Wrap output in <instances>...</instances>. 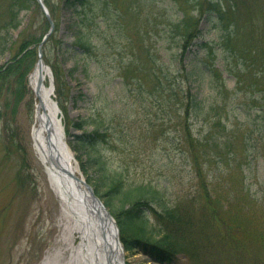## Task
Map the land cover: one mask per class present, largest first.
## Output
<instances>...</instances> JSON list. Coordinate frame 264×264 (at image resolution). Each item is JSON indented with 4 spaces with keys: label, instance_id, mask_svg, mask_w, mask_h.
Returning <instances> with one entry per match:
<instances>
[{
    "label": "rangeland",
    "instance_id": "obj_1",
    "mask_svg": "<svg viewBox=\"0 0 264 264\" xmlns=\"http://www.w3.org/2000/svg\"><path fill=\"white\" fill-rule=\"evenodd\" d=\"M46 1L48 5H57L60 0ZM243 1L254 11L255 4L259 7L255 15L251 11L248 20L255 24L252 17L258 20L262 16L261 22L264 23V0ZM148 2V5L159 9L173 5V0ZM34 5L21 14L20 27L10 32L12 41H15L14 48L27 33L40 37L45 31L46 14L39 3V7ZM118 5H126V0H118ZM2 8L0 5V10ZM169 12L168 15L176 17V14L173 15L175 11ZM182 17L181 12L177 21ZM60 18L58 33L46 45L50 66H56L62 74L61 96L56 93L55 100H59L62 106H59L60 116L66 140L84 178L104 195L107 175H124L126 186L122 194L108 204L110 210L117 212L123 206L129 208L131 203L122 200L123 194L133 187L144 185L149 190L158 191L161 198L144 207L149 217V230L164 233L167 222L158 218L156 213L164 211V208L173 209L187 218V221L182 219L184 241H175L180 242L183 249L172 264H255V251L263 253L264 260V214L259 212L255 215V191L260 189L255 182V162L246 169L248 177L242 183L237 174L231 175L226 165L221 164V169L215 166V162L211 165L210 160H205L208 156L205 148L198 147V156L201 162H205L204 186L210 189V194H205L203 179L198 175L192 153L181 142L178 146L173 144V139L178 141L181 138L177 128L171 124L163 131L161 120H158L162 116L160 114L156 116L155 130H152L149 122L153 124L154 119L143 112L136 95L123 87L118 76L121 66L119 53L125 51L122 57L130 54V50H126V40L115 38L110 47L99 41L96 60L85 59L81 52L65 50V46L72 45L73 41L67 30L71 21L69 12L62 9ZM4 19L5 16L2 21ZM201 27L203 37L198 41H217L218 33L209 31L208 21H202ZM248 30L246 25L241 37L246 36ZM102 35L104 39L106 35L111 39L114 34ZM155 38L161 39V36ZM62 44L64 49L61 51ZM162 45L169 47L163 40L157 43L159 47ZM14 48L0 54V68L11 63ZM165 49L159 50V55L168 53ZM215 49L216 53L208 56L206 61L223 70L228 87L234 89L236 77L227 69L235 68L236 61L226 58L218 45ZM206 56L205 49L192 47L191 59ZM209 80L208 72L203 73L193 84V91L205 94ZM47 82L57 90L53 72ZM28 84L29 78L19 101L16 98L22 85L16 77L8 79V89L0 93V264H75L71 261L72 244H77L78 239L64 234L59 201L36 163L32 150L35 101ZM95 112L110 125L112 133L110 146L99 145L97 152L82 147L78 142V137L91 128H81V125ZM191 122L194 134L199 135L202 122ZM182 127L179 123L185 134ZM213 134L228 135L220 128ZM95 158L99 159L93 161ZM256 166L261 174L264 162L260 161ZM257 197H263L262 192ZM255 223H258L256 228ZM258 237L261 238L256 243ZM125 263L164 264L139 246L125 251Z\"/></svg>",
    "mask_w": 264,
    "mask_h": 264
},
{
    "label": "trees",
    "instance_id": "obj_2",
    "mask_svg": "<svg viewBox=\"0 0 264 264\" xmlns=\"http://www.w3.org/2000/svg\"><path fill=\"white\" fill-rule=\"evenodd\" d=\"M45 3L55 23L53 35L43 46L44 58L48 64L46 45L60 29L62 9L69 12L71 20L67 24V30L73 41L72 45L65 46L67 51L81 52L85 59L96 60L99 41L110 47L115 38L126 40V50H130V54L122 57L125 51L119 53L121 66L118 76L123 87L141 102L143 112L154 119L153 124L149 122L151 129L155 130L156 116L159 117L160 114L162 116L158 120H161L163 131L171 124L177 128L181 138L178 141L173 139V144L178 146L181 142L192 153L198 175L203 179L205 194H210V189L204 186L205 162H201L198 156V147L205 148L208 155L205 160H210L211 165L215 162L218 169H221V164L226 165L231 175L237 174L242 183L248 177L246 169L251 168L255 162V182L260 187L255 191V215L259 212L264 214V170L260 174L256 168L260 161L264 162L262 16L258 20L252 17L255 24L248 20L254 10L243 0H173L175 7L172 5L173 7L162 9L148 5V0H126V5H118V0H60L57 5H48L45 0ZM0 5L3 6L0 10V54H5L14 48L15 41H12L10 32L20 27L21 14L30 10L33 5H39L36 0H0ZM258 9L255 4V11ZM169 11H175L173 15L176 14V17L168 15ZM181 12L183 17L177 21V15ZM202 21L209 22V31L218 33L216 42L198 41L203 37ZM246 25L250 31L241 37V31ZM44 27L45 31L40 37L27 33L14 48L11 63L0 68V93L8 89V79L16 77V81L22 85L16 101L23 96L28 76L38 60V46L50 29L47 18L44 20ZM105 33L114 35L111 39L106 35L104 39L102 34ZM158 35L161 39L155 38ZM161 40L168 43L169 47L157 46ZM63 44L60 45L61 51L64 49ZM215 45H218L226 58H234L236 61L235 68L227 69L229 74L236 77L234 89L228 87L223 70L206 61L208 56L216 53ZM194 46L199 50L205 49L207 56L191 59L190 53ZM162 48H166L168 53L159 55ZM252 55L255 57H248ZM51 67L57 94L61 96L62 74L56 66ZM207 71L210 76L208 91L199 97L193 91V84ZM191 120L202 122V131L197 136L193 132ZM179 123H182L185 134L179 128ZM86 126L91 127L90 130H85L78 137L82 147L97 152L99 145L106 148L110 146V125L101 115L97 116L96 112L92 114L81 128ZM218 128L228 135L223 137L213 134ZM105 184L107 191L104 195L100 194L96 186L95 190L102 197H108L110 202L105 200L107 204L120 196L126 186L122 173L107 175ZM149 189L139 185L124 193L122 200L131 203V206H123L114 215L127 250L139 246L155 260L172 264L183 249V245L175 241H184L182 219L187 221V218L173 209L164 208L162 212L156 211L158 218L167 222L164 233L149 230V217L144 207L161 199L158 191ZM259 192H262L263 197H257ZM175 220L179 222L174 224ZM257 226L258 223H255V228ZM260 238L255 239V242L259 243ZM262 258L263 253L255 251V264H264Z\"/></svg>",
    "mask_w": 264,
    "mask_h": 264
},
{
    "label": "bare ground",
    "instance_id": "obj_3",
    "mask_svg": "<svg viewBox=\"0 0 264 264\" xmlns=\"http://www.w3.org/2000/svg\"><path fill=\"white\" fill-rule=\"evenodd\" d=\"M50 77L49 69L45 65H39L29 78V88L36 107L35 122L31 131L34 157L59 201L64 234L78 239L77 244H72L71 261L75 264H106L104 254L99 250L96 218L90 209L91 203L84 182L73 175L86 179L81 175L74 153L57 120L55 130L48 136V115L59 119L52 99L53 86L47 85ZM40 78L43 79V85L37 92ZM41 101L44 107L41 106ZM114 243L122 246L117 240Z\"/></svg>",
    "mask_w": 264,
    "mask_h": 264
},
{
    "label": "water",
    "instance_id": "obj_4",
    "mask_svg": "<svg viewBox=\"0 0 264 264\" xmlns=\"http://www.w3.org/2000/svg\"><path fill=\"white\" fill-rule=\"evenodd\" d=\"M38 1L40 2L41 6L45 10V6L42 0H38ZM47 16H48L49 21L51 22V30L49 31L48 35L46 36L44 40L48 38V36L53 32L54 27H55L49 14H47ZM39 56H40V59L38 61V65H44L42 44L39 47ZM42 85H43V79L40 78L38 81L37 92L40 90ZM40 104L42 107L45 106L42 101ZM56 120L57 119L50 117V115H48V119L46 121V127L48 129V136H51L52 130H55L54 128H55ZM73 176L79 180L77 176L75 175ZM82 181L84 182L85 190L87 191V194L90 199V203H91L90 209L96 218L97 229H98L96 230V232H97L98 240L100 241L99 250H101V252L104 254L103 258L105 259L106 264H124L121 246H118L114 243V241L117 240V242L120 244L117 222L111 215L110 211L102 203L100 198L95 194L93 187L87 182H85L84 180Z\"/></svg>",
    "mask_w": 264,
    "mask_h": 264
}]
</instances>
